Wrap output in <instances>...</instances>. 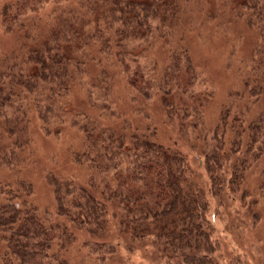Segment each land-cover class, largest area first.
Masks as SVG:
<instances>
[{
    "label": "trees",
    "instance_id": "1",
    "mask_svg": "<svg viewBox=\"0 0 264 264\" xmlns=\"http://www.w3.org/2000/svg\"><path fill=\"white\" fill-rule=\"evenodd\" d=\"M230 1H220L227 13L214 14L244 21L256 39L250 63L242 67V91L210 132L202 120L207 97L192 92L200 72L186 34L201 18L194 8L202 0L2 5L0 33L12 43L0 44V166L35 163V123L56 135L71 119L82 133L71 159L84 167L85 180L46 173L54 217L34 202L31 181H0V264H69L75 245L101 263L119 254L122 240L130 247L149 242L165 264H219L209 196L219 204L238 192L244 199L250 169L259 173L264 194V0ZM121 74L129 108L139 114L128 105L113 108L118 99L112 89ZM76 88L97 110L69 115ZM153 96L181 138L173 142L186 149L162 141L148 110L140 113ZM199 160L203 185L194 177L192 162ZM114 233L120 243L112 240Z\"/></svg>",
    "mask_w": 264,
    "mask_h": 264
},
{
    "label": "rangeland",
    "instance_id": "2",
    "mask_svg": "<svg viewBox=\"0 0 264 264\" xmlns=\"http://www.w3.org/2000/svg\"><path fill=\"white\" fill-rule=\"evenodd\" d=\"M15 0H0V9L6 2ZM225 0H202L201 4L194 8L198 17L192 20V30L186 32L190 50L195 65L200 72V82L195 86L192 92L196 97H207L204 100L203 123L205 129L210 132L220 117L222 110L227 103L239 90L242 91V67H246L251 60L252 47L255 44L256 35L242 20H231V16H219V13H227L226 9L221 8ZM231 3L230 0H228ZM194 12V17L196 16ZM203 20L204 23H200ZM187 40V39H186ZM12 39L0 33V44L2 47H8ZM95 73V70L92 74ZM92 80V75L89 77ZM112 89L114 97L118 103L113 108L122 105H128V111L133 114L129 108L130 90L126 87L124 75H119V81ZM87 92L84 89L76 88L69 96V115L73 116L75 112L95 111L91 104L89 105ZM191 97L190 94L183 95ZM127 100V103L124 102ZM119 104V105H118ZM146 105V104H144ZM142 106V104H141ZM143 107V106H142ZM125 109V108H123ZM148 110L151 121L158 126V136L162 141L171 142L181 139L171 130L169 124L165 122L166 118L157 97L153 96L149 100L147 107H144L140 113H146ZM96 113V112H95ZM137 118V116H134ZM202 120L197 122L196 128L200 129ZM191 123V121H189ZM39 122L35 123V141L36 150L35 163L27 165L22 164L13 168L0 166V181L6 182L18 178H25L33 184V200L40 207L47 211L50 217H54L55 200L50 184L46 179V173L53 171L60 175H74L83 181L84 167L75 163L71 159L72 149L79 144L82 138L80 129L67 120L56 135L45 134L38 127ZM179 146H186L178 141ZM196 174L194 177L198 184L206 182V176L201 162H192ZM259 173L250 169L247 174L243 187L247 189L244 199L239 192L226 203H218L215 198L211 199L208 217L214 226V237L218 239L220 248L216 254L219 264H264V194L258 187ZM112 220V219H111ZM114 227L110 225V229ZM112 240L119 242L115 233L111 235ZM118 246L119 254L114 255L105 262H97L92 254H89L86 248L75 245L69 249V264H165L159 261L153 247L146 241L143 246H133L127 241L122 240ZM81 239H77L76 244ZM4 251V244L0 239V255Z\"/></svg>",
    "mask_w": 264,
    "mask_h": 264
}]
</instances>
